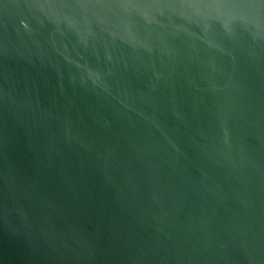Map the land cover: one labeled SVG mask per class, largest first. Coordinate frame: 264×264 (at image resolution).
Returning <instances> with one entry per match:
<instances>
[{
    "label": "water",
    "instance_id": "1",
    "mask_svg": "<svg viewBox=\"0 0 264 264\" xmlns=\"http://www.w3.org/2000/svg\"><path fill=\"white\" fill-rule=\"evenodd\" d=\"M0 264H264V0H0Z\"/></svg>",
    "mask_w": 264,
    "mask_h": 264
}]
</instances>
